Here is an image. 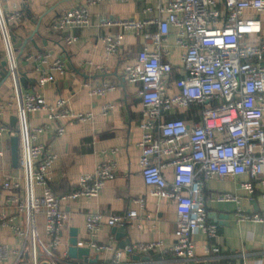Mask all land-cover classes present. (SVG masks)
I'll return each mask as SVG.
<instances>
[{
    "label": "built area",
    "instance_id": "1",
    "mask_svg": "<svg viewBox=\"0 0 264 264\" xmlns=\"http://www.w3.org/2000/svg\"><path fill=\"white\" fill-rule=\"evenodd\" d=\"M2 1L5 0H0V37L5 45V66L13 88L5 105L15 110L21 177L20 181L5 177L0 191L8 193L7 203L24 217L23 227L11 226L23 240L22 250L14 252L15 264H71L67 252L61 257L56 255L68 221V214L60 204L65 200L96 198L106 182L116 177V165L108 161L91 173L81 174L76 188L65 196L57 197L51 192L47 175L57 156L49 153L44 145L32 144V140L49 126L30 128L27 115L45 112L48 122L56 124L54 133L57 136L64 133L63 121L90 123L94 116L72 112L62 98L49 105L38 91H22L18 53L8 35L10 26L21 20L22 12L14 2L11 10L5 12ZM21 1L28 3L31 0ZM106 1L128 4L137 0H86L84 6L72 8L53 20L49 29L60 33L69 28H86L91 20L88 7ZM148 1L142 13L152 14L151 18L105 19L99 26L119 27L124 33L142 35L151 45V48L140 49L135 61L124 67L125 82L139 85L137 95L142 106L138 167L150 196L175 203L174 243L161 248V253L189 264L198 260L192 237L200 234L210 241L218 235V225L207 221L204 190L208 181L246 176L249 182L242 183L241 188L250 195L260 192L264 201V42L250 45L245 41L247 36L260 34L261 24L258 19L244 17L247 10L264 12V0ZM150 26H155V32L145 31ZM171 30L175 35V46L181 51L180 69L184 73L172 83L176 93L169 95L168 82L173 68L164 59L169 56L166 41ZM75 40V37H67L65 44L70 45ZM122 40L121 33L101 38L104 62L118 53ZM25 60L36 64L37 88L51 82L54 74L63 76L66 73L63 60L49 52L31 54ZM88 64L92 66L91 62ZM92 67L96 72L106 71L105 64ZM114 88L113 84L104 82L88 87L87 94L103 97ZM197 106L200 107L199 117L192 125L168 116L173 110ZM114 108L113 104H105L102 114ZM2 109L3 106L0 114ZM10 131L8 124L0 125V135ZM111 153L114 155L115 151ZM2 156L0 150V158ZM166 168L172 169L171 181L163 175ZM35 186L41 187L40 196L34 194ZM134 202L141 207L144 205L143 199ZM211 202L233 203L237 223L248 221L264 225V212L243 210L240 197L235 194L220 193ZM38 214L44 217L47 242L37 234L35 217ZM136 216L135 211L124 216L87 214V239L77 242V247L111 252L114 264H120L124 255L146 254L160 248V242L134 244L124 249L97 242V234L103 225L123 226ZM8 225L6 216L0 215V227ZM24 251L27 259H23ZM202 253L203 264H217L213 262L219 253L217 246L205 244ZM7 256V248L0 247V262ZM240 256L243 264H247L245 253ZM260 264H264V258Z\"/></svg>",
    "mask_w": 264,
    "mask_h": 264
},
{
    "label": "crops",
    "instance_id": "2",
    "mask_svg": "<svg viewBox=\"0 0 264 264\" xmlns=\"http://www.w3.org/2000/svg\"><path fill=\"white\" fill-rule=\"evenodd\" d=\"M16 3L22 12L20 21L10 26V31L18 40L27 41L21 57L17 61L18 72L25 78L23 92L38 91L51 105L58 98L66 100L68 108L75 113H92L94 118L90 123L63 121L64 133L55 135L56 124L48 122L45 112H36L27 115L30 128H39L44 125L48 129L41 132L34 145H44L49 153L57 156L47 175V184L51 192L62 197L72 192L77 185L78 177L84 173H91L95 168L108 161L115 163L116 177L106 182L98 196L93 199L78 198L62 201L60 206L68 214V221L62 233V242L56 255L61 257L67 252L69 242V229L77 230V241L87 239L85 230V217L87 214L99 213L103 216H124L130 211L136 212V218L128 225L126 235L116 241L111 233L112 227L103 225L97 234L99 244H109L120 249V242L128 239L130 246L142 243H161L146 254H127L121 259L120 264H185L176 260L171 255L161 253V248H168L174 243V230L176 223V207L172 201L162 200L149 195V189L144 185L138 167V143L142 132L139 128L141 120V101L137 95L139 85L128 84L124 80V67L135 61L137 52L143 47L151 48L142 35L123 32L119 27H101L99 23L105 19L136 18L146 20L152 14H143L142 9L149 3L148 0H137L128 4L112 1L101 2L89 6L91 17L90 25L86 28H69L60 33L52 32L49 24L66 11L85 5L86 0H31L24 3L21 0L2 1L5 12L11 10V3ZM246 19H258L261 24L260 34L247 36L245 41L250 45L264 42V12L255 13L247 10L244 12ZM155 32V26L145 29ZM123 34L122 45L116 55L104 62V48L101 42L103 36ZM67 37L76 40L65 44ZM4 42L0 37V125L8 124L15 117L14 107H7L13 93L12 83L8 77L5 66ZM169 56L164 60L171 64L173 74L168 82V94L176 93L172 83L183 75L180 69L179 57L181 51L175 46V35L171 30L166 41ZM49 52L52 56L63 60L66 73L63 76L53 75V80L43 88L36 87L38 73L33 61L25 58L31 54ZM92 66L105 64L104 73L96 72ZM118 76V78L116 76ZM111 83L114 90L103 97H91L87 94L88 87H96L102 83ZM87 85L88 87H85ZM113 104L115 108L105 115L102 107ZM200 107L189 109H176L169 113L171 119L185 120L189 125L197 122ZM0 135V186L5 177L12 181H20L21 169L19 160L17 167L11 162L10 138L16 136V129ZM112 151H115L112 155ZM167 181L172 179V169L163 170ZM249 182L246 176H237L220 180L213 178L207 182L204 195L206 199L207 221L218 225V235L213 240H205L200 235H194L192 241L195 245L196 262L189 264H203L202 247L205 244L217 246L219 253L214 256L213 262L217 264H243L240 254L246 255L247 264H260L264 258V225L252 222L237 223L234 215L233 203H215L211 199L220 193H232L240 197L243 210L251 212H264V201L260 192L248 194L241 188L242 183ZM34 194L40 196L41 187L33 188ZM22 197V194H19ZM8 193L0 191V215L6 216L9 225L0 227V247L7 248L8 256L0 264H15L14 252L22 250L23 240L11 226H24V217L16 208L7 203ZM135 199H143L141 207ZM36 230L39 238L47 242L44 232L43 214L35 217ZM23 259H27L23 252ZM90 260V261H89ZM71 264H114L113 254L107 251L90 250L88 261L71 260Z\"/></svg>",
    "mask_w": 264,
    "mask_h": 264
},
{
    "label": "water",
    "instance_id": "3",
    "mask_svg": "<svg viewBox=\"0 0 264 264\" xmlns=\"http://www.w3.org/2000/svg\"><path fill=\"white\" fill-rule=\"evenodd\" d=\"M10 42L14 48V50L18 53V59L21 57L23 48L26 45L27 41H31V38H28L27 40L20 41L18 40V37L14 35L11 31L8 33ZM33 44V42L31 41ZM33 47L36 48V45L33 44ZM21 75V74H20ZM116 76V75H115ZM118 78V76H116ZM20 83L24 87L25 86V78L21 75ZM16 117H12L10 119V126L12 128L16 127ZM10 154H11V162L14 167H17L18 160H19V138L18 136H13L10 138ZM128 224H125L123 226L119 227H112L111 233L114 235L116 241H119L121 238H123L127 231H128ZM77 230L75 228L69 229V242H68V248H67V257L71 260H84L88 261V256L90 250L88 248H79L77 247ZM130 247V242L128 239H125L120 242V249L128 248ZM40 255V254H39ZM90 261V260H89Z\"/></svg>",
    "mask_w": 264,
    "mask_h": 264
}]
</instances>
